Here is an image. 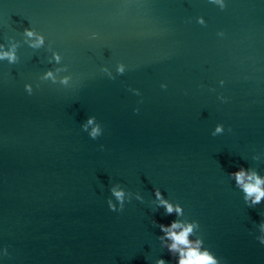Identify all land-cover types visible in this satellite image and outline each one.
Masks as SVG:
<instances>
[{
    "label": "water",
    "instance_id": "water-1",
    "mask_svg": "<svg viewBox=\"0 0 264 264\" xmlns=\"http://www.w3.org/2000/svg\"><path fill=\"white\" fill-rule=\"evenodd\" d=\"M0 51V264H264V0H0Z\"/></svg>",
    "mask_w": 264,
    "mask_h": 264
},
{
    "label": "clouds",
    "instance_id": "clouds-1",
    "mask_svg": "<svg viewBox=\"0 0 264 264\" xmlns=\"http://www.w3.org/2000/svg\"><path fill=\"white\" fill-rule=\"evenodd\" d=\"M28 35L32 36L34 33L28 32ZM42 43L43 37L38 38L36 45L38 46ZM3 58L14 60L15 54L14 52L0 51V59ZM48 75L51 76L52 73H48ZM89 123H93V120L90 119ZM221 130L220 128L217 129V131ZM99 133L100 129L97 126L92 130L91 135L95 138ZM232 175L235 176L238 185L245 192V199L250 200L252 205L264 201V177H260L255 172L249 173L243 168ZM113 193L123 205L125 192L122 189L114 188ZM156 197L160 201L161 206L165 208L167 214L176 212L178 215H182L183 209L179 205H173L166 200L159 190L156 191ZM195 227L194 223H184L179 220H175L169 225L162 224L160 228L165 234L162 240L165 241L170 252L178 254L177 264H219L218 259L209 250L203 248L201 240L193 241L190 239ZM168 241H171V243H168ZM261 242L264 243V237H261ZM157 264H166V262L161 259Z\"/></svg>",
    "mask_w": 264,
    "mask_h": 264
}]
</instances>
